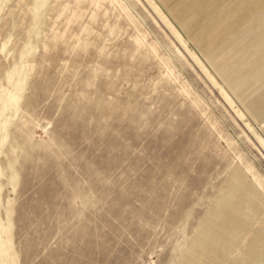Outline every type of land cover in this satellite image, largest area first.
Returning a JSON list of instances; mask_svg holds the SVG:
<instances>
[{
  "label": "rangeland",
  "instance_id": "obj_1",
  "mask_svg": "<svg viewBox=\"0 0 264 264\" xmlns=\"http://www.w3.org/2000/svg\"><path fill=\"white\" fill-rule=\"evenodd\" d=\"M154 1L0 0V264H264V13L235 84Z\"/></svg>",
  "mask_w": 264,
  "mask_h": 264
},
{
  "label": "bare ground",
  "instance_id": "obj_2",
  "mask_svg": "<svg viewBox=\"0 0 264 264\" xmlns=\"http://www.w3.org/2000/svg\"><path fill=\"white\" fill-rule=\"evenodd\" d=\"M151 1L154 3L155 7L159 8V10H160V7L157 5V3L154 0H151ZM194 1H196V0H194ZM224 1L225 0H217L214 6L213 5L207 6L206 5V8H204V10L202 11L201 17H200L198 13H196V14L192 13L191 14L190 12H188V10H187L188 7L182 8V6H181L182 4L176 5V0H163V2L168 5V7L171 11H174L179 16H181L187 22V25H190V26H192L194 24H199L201 22H205V20L208 17L216 14L220 8L224 7V6H222ZM256 1L257 0H239L237 3L232 5L228 10L224 9L225 11L218 14L216 19H214L208 26L203 28L202 31L199 32L195 36V40L197 41V43H202V48L204 47L206 49L205 54L209 57V59L211 61H213L214 64H217V66L222 67L224 74L227 75V79L229 78L228 81H231V82L234 81L235 84L239 83V80L242 76L245 75L246 77H248L250 75H253L257 71L259 72L260 66L262 69H264V51H263V54H261L260 57L256 56L257 58L256 57L254 58V61H253L254 67L253 68L248 67L249 68V69L247 68L248 71L247 72L244 71V74L242 76L240 74V75H236L234 77L232 67L235 66L236 64H239L240 67H242V66L247 67L245 64H248V61H249L248 59H250L252 56L250 55L251 56L250 57L249 54H247L246 56H243L242 58H238L236 56L237 54H234L232 51L233 47H232V50L229 49V48H231V46H236V44L238 43V41H237L238 39H236L235 37L239 38L240 35H244V33H246V30L248 29V24L250 22H253L252 19H253L255 13L257 11H260V10H262V12L264 13V11H263L264 7H263V9L262 8L259 9L260 7L255 6L256 4L252 5V3L256 2ZM208 2H209V0H208ZM201 7H202V4H201ZM165 19H167L168 21H171L167 17V15H165ZM257 19L258 18H256L255 20H257ZM263 23H264V19H263ZM250 25H251V23H250ZM256 30H257V28H256ZM193 33L191 32V36ZM252 36H254V35H252ZM178 37H179L181 43L186 47V49L191 52V54L194 56V58H196L198 63L202 67H204V69L209 73L211 78L214 81L218 82L217 78L210 72V70L204 64L202 59L197 55V53L195 51H193L190 48L189 40L185 39L179 31H178ZM257 37H259V36H257ZM244 38H246V37H244ZM190 40H191V38H190ZM261 41H264V40H261ZM261 41L259 43H261ZM231 51H232V54H230ZM255 68H257L258 70H256ZM220 87L228 95V91H226V89H225V87H226L225 84L220 83ZM228 96H230V95H228ZM18 101H19V96L17 93H15V92L14 93H7V98L3 99L2 108L0 109V116L8 108L9 104L16 106ZM257 105L258 104L255 103L253 105L254 106L253 109L263 108V107H259V105L258 106ZM243 116H245L244 113H243ZM250 125H251L250 128H251L252 132L254 133V135L256 136V138L264 146V137L262 136V134L259 133V131H257L255 129L256 127L254 128L252 126V124H250ZM260 185H261V183H260ZM262 189H264V188H262Z\"/></svg>",
  "mask_w": 264,
  "mask_h": 264
},
{
  "label": "crops",
  "instance_id": "obj_3",
  "mask_svg": "<svg viewBox=\"0 0 264 264\" xmlns=\"http://www.w3.org/2000/svg\"><path fill=\"white\" fill-rule=\"evenodd\" d=\"M216 1L217 0H214V1H204V3H206L207 5H215V3H216ZM182 4V5H181ZM176 5H181V6H185V5H187L186 7H188L187 8V10H188V12H190L191 14L192 13H198L199 14V16L201 17V14H202V12L201 13H199L198 12V10L196 9V8H193L192 7V1L191 0H176ZM195 6V5H194ZM195 11H194V10ZM211 9V8H210ZM197 11V12H196ZM173 13H175L174 11H172ZM176 15H178L177 13H175ZM179 16V15H178ZM195 16V15H194ZM197 18V17H196ZM238 41V43L236 44V46H231V48H229L230 50H232V47H233V53L234 54H237L236 56L238 57V58H242L243 56H246L247 54H249V56L250 55H252V54H250L251 53V50L252 49H254V48H256L257 47V45L258 44H245V43H240L239 42V39L237 40ZM242 44V45H241ZM247 47H250V48H247ZM242 49V50H241ZM232 51L230 52V54H232ZM248 56V57H249ZM251 57V56H250ZM260 111V110H259ZM262 111V110H261Z\"/></svg>",
  "mask_w": 264,
  "mask_h": 264
}]
</instances>
